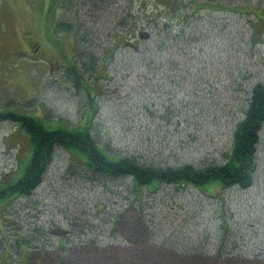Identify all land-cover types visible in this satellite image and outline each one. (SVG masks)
Returning a JSON list of instances; mask_svg holds the SVG:
<instances>
[{"label": "rangeland", "instance_id": "obj_1", "mask_svg": "<svg viewBox=\"0 0 264 264\" xmlns=\"http://www.w3.org/2000/svg\"><path fill=\"white\" fill-rule=\"evenodd\" d=\"M44 1L47 2L16 0L7 4L5 0H0V105L18 113H33L43 121L46 128L57 125L83 127L96 115L95 120H90V123L102 136L100 141H110L113 151L129 153L134 149H142L143 152L148 148L149 141L156 143L158 140L156 128L160 126V121L154 112L151 113V108L159 109L160 104L167 107L170 102L177 108L196 104L200 109L203 107L202 119L206 123L200 130L201 135L194 140L198 145L196 148L201 154L204 151L215 154L223 144H228L230 128L235 124L232 120L236 122L243 115L241 106L247 99L245 87L264 81V44L255 46L259 52L253 53L248 42L249 35L252 34L250 24L256 18L252 8L261 11L255 12L259 17L263 16L264 0L221 1L225 4L240 3L248 6L249 11L246 7L240 9L246 11L241 15L228 11L223 13L219 7L212 9L210 5H203L207 8L206 12L215 11H211L212 17L206 22L204 30H201L200 38L191 39L189 44L188 41H183L180 46L174 41H168L171 58L177 60L175 62L173 59L175 70L161 73L156 68L155 76L151 78V73L140 62L136 52H132L128 46L124 49L117 47L114 52L116 62L108 64L105 60L106 71L109 75L114 73L113 78L110 81L87 78L86 81L82 80L79 88L69 84L66 79L65 82H60L64 71L69 70L73 61L78 68H82V64L76 55V40L70 35L52 30L50 23L53 25V22L59 20L45 21L39 15L38 11ZM125 1L127 0H106V4L112 3L114 7L101 13L97 7H93L96 5L89 6L84 0H78V19L80 23L83 22L78 29L82 27L84 30L87 26L95 33L88 37V52L98 54L96 51L100 45L110 49L114 46L112 32L115 28V14ZM147 3L150 7L151 4L155 5L153 0H148ZM179 50H186L188 53L181 56ZM101 62L103 61L100 60L99 63ZM129 62L133 72L124 69ZM148 62H155L157 65L158 55L155 60ZM136 72L140 74L139 78H136ZM138 85L134 91L132 88ZM141 96L143 100H139ZM214 106L224 111L222 113L226 114V118L218 117V113L208 116ZM206 108L208 109L205 111ZM205 115L208 117H204ZM173 121L176 122V119ZM227 121L228 128L223 125ZM123 129L132 132L122 139L120 133ZM262 129L260 157L264 161V126ZM162 134L159 132V135ZM170 137L169 144L173 143ZM175 138L176 141L178 137ZM154 152L153 147L144 151L150 158ZM30 154L28 136L13 123L0 122V179H16L29 164ZM51 160L46 166L42 183L34 188L31 195L15 197L4 207L0 205V264H111L112 253L118 250L120 258H115L121 261L118 264H172L156 254H166L164 250L155 249V254L148 256L144 253L138 258L132 253L131 247L126 248L127 252L122 250L125 244L122 241L125 238L133 239L135 231L144 234L148 242L151 241L149 234L156 233L160 235L159 238H163L165 234L174 233L171 237L179 238V232L182 241L190 236L189 245L196 246L205 242L206 230H209L212 235L208 245L217 241L219 206L212 197L205 198L201 195L200 205L194 208L191 197L188 194L182 196L186 191L178 190L171 198L174 186H164L165 189L155 198L145 196L143 215L140 216L135 209L136 203H132L134 199H131L129 180L114 181L102 177L98 180L77 172L78 165H75L66 148L60 146L55 148ZM180 160L182 161L181 158ZM186 190L194 193L189 187ZM242 191H229L233 214L240 223L246 219L248 212H245L246 206L237 205L246 203L250 206L254 201L264 204L263 178L254 189ZM217 192L220 193L221 190ZM256 209L258 206L253 207L250 213ZM119 214L124 222L121 221V224H116L110 230L111 218ZM139 217H144L143 221L135 228L134 219ZM195 226L198 228L194 229ZM57 227L65 229L69 235L63 240L50 235ZM129 227L135 230L131 232ZM32 229L45 233L36 244H48L49 251L46 254L34 255L35 248L31 247L33 241H27L24 247L19 248L22 241L32 237ZM259 232V236L263 238L261 230ZM16 238L18 243L15 245ZM90 242L100 245H88ZM194 260L193 258L192 261ZM211 261L215 264L223 263V260H214L213 257ZM194 263L203 264L197 261ZM236 263L243 264V261L238 260ZM255 264H264V260L256 261Z\"/></svg>", "mask_w": 264, "mask_h": 264}, {"label": "trees", "instance_id": "obj_2", "mask_svg": "<svg viewBox=\"0 0 264 264\" xmlns=\"http://www.w3.org/2000/svg\"><path fill=\"white\" fill-rule=\"evenodd\" d=\"M15 1L5 0V3L12 4ZM153 1L155 5L151 4V7L147 5L148 0L125 1L124 5L119 7L120 11L117 10L115 14V28L112 32L115 39L114 46L110 49L100 45L96 51L98 54L88 52L86 46V43L89 42L88 37L90 38L95 33L87 26H85L86 30H82V27L78 29L80 25H83V22L80 23L78 19L80 17L77 8L79 5L78 0L44 1L41 10L38 11L39 15L45 21L59 20L53 22V25L50 23L52 30L70 35L73 40H76L75 51L82 64V68H78L77 63L73 61L69 66V70L66 69L64 72V77L60 82H65L66 79L69 84H74V86L79 88L82 80L86 81L87 78L94 77L98 80L110 81L114 73L109 75L106 71L107 63L105 60L108 64L116 62L114 58L116 48L124 49L125 46H128L132 52H136L139 55L140 62L145 64L144 67L151 73V78H154L157 71L156 68L161 73L175 70L174 58H171L172 52L169 45L171 41L180 46L183 41H188L189 44L191 39L200 38L201 30H204L206 22L212 17L213 13L211 11H215L209 10L206 12L207 8L203 7V5H210L212 9L219 7L221 12L228 11L240 15L246 12L240 11L241 8L246 7L247 11H249V7L246 5H240V3L225 4L221 2L223 0ZM84 2L89 6L96 5L93 7H97L99 11H102L101 13L108 12L114 7L112 3L106 4V0H84ZM19 7L23 8V6ZM38 8L40 9V4ZM252 11H254L253 14L256 18L254 23L250 24L252 34L249 35L248 42L251 44L252 52L254 53L259 52V50L255 49V46L264 44V12L263 16L259 17L255 12L259 13L261 11L254 8H252ZM189 18L190 21L188 20ZM97 20L99 21V19ZM192 33H197V35ZM178 52L181 56L188 53L186 50H179ZM96 55H99V57ZM157 55L159 59L157 65H155V62H148L149 60H155ZM100 60L103 62L99 63ZM174 61L176 62L177 60L174 59ZM130 63L126 64L124 69L128 72H133ZM161 64H163V67H161ZM103 68H105V71H103ZM85 73H88V75L85 76ZM136 73V78H139L140 74ZM160 78L163 79V77ZM138 87L139 85L132 89L135 91ZM245 91L247 92V99L241 106L243 115L236 122L232 120V123L234 122L235 124L233 123L234 126L230 128L231 132L227 138L229 142L228 144H223L215 154L207 151L201 154V152H198L196 148L198 145L194 141L198 138L201 128L204 125L206 126L202 119L203 107L200 109L196 104H191L189 106L181 105V107L177 108L171 102L167 107L160 104L159 109L150 107L153 110L151 113L154 112V115L160 121L158 122L160 126L156 128V133L158 134L157 142L149 141L148 148L144 149L145 151L152 147L154 148L155 152L154 155L151 154V158L146 156L144 151H141L142 149L137 151L134 149L129 153L119 152V150L113 151L110 141H100L102 136L90 123V120H95L96 115L83 127L74 126V128H71L57 125L52 128H46L43 121L34 116L33 113H18L13 111V109H5L0 105V122H11L15 124L17 129L23 131L28 136L31 150L29 164L16 179H0V205L4 207L8 201L13 200L15 197L31 195L34 188L42 183L46 166L52 161L55 148L60 146L66 148L75 165H78L77 172H82L86 176L89 175L97 179L102 177L114 181H119L120 179L129 180L131 199L135 201H132V203H136L135 209L140 216L143 215L142 208L145 205V196L150 199L155 198L158 193L165 189L164 186L168 188L174 186L171 198L177 194L178 190L186 191L182 196L188 194V197L192 199L194 208L200 205L202 196L216 199L215 201L219 206V208L217 207L218 221H220L216 230V242L208 245V242H210L209 238L212 235L209 230H206L205 242L198 243L196 246L189 245L190 236H187L184 238L186 240L182 241L178 231L177 235L179 238H172L171 236L174 233L161 235L163 238H159L160 235L158 236L156 233L154 235L149 234L151 243L148 242L144 234L141 235L138 231H135L133 239L125 238L122 241L125 242L122 246V250L125 252H127V247H131L133 249L132 253H135L138 258L144 253L148 256L151 253L155 254L153 252L155 249L164 250L166 254H160V252H156V254L163 256L165 260L172 264H195L194 261L203 262V264H209V262L210 264H215L211 261V257L214 260H223L222 264H237V260L243 261V264H255L256 261L263 262L264 204H258L254 201L250 206L246 205V203L237 205V207L246 206L247 210L245 212H248L245 215L246 219H243L242 223H240L233 214L230 202L231 196L229 195L230 190L248 191L249 189H254L261 177L264 180V161L260 157V135L263 130L262 126H264V81L257 82L249 88L245 87ZM139 100H143L142 96ZM222 112L225 113L214 106L213 111L208 112V116L217 115L218 113L220 115L218 117L225 116L226 118V114L224 115ZM208 116L205 115L204 117ZM174 119H176V122L173 121ZM227 123L229 122L227 121L223 125L228 128L229 124ZM130 132L132 131L129 129H123L120 133L121 138L128 137ZM159 132L163 133L162 136L159 135ZM133 135L136 134L133 132ZM169 137L171 142H173L171 144L168 143ZM175 137H178L176 141ZM174 141L176 142L175 145ZM211 144L214 145V143ZM197 153L199 154L196 155ZM184 155L187 157H183ZM188 187L194 193L187 191L186 188ZM219 190H221L220 193L217 192ZM255 206H258V209L250 213V210ZM120 216L119 214L111 218L110 230L116 224H121L123 220H121L122 217L120 218ZM143 218L134 219L135 228L139 227L138 223L142 222ZM235 226L239 229H236ZM125 227L126 224L124 223ZM197 228L198 226L194 227V229ZM130 229L131 232L135 230L133 227ZM260 230L263 238L259 236ZM44 234L42 230L32 229V234L30 235L32 237L22 241V244L19 243L20 247H18H24L25 242L33 241L34 244L31 242V247L35 248L33 250L34 255L46 254L45 252L49 251L48 244H43V242L40 246L36 244L39 239L42 240ZM50 235L63 240L69 234L65 231L63 236L54 235L52 232H50ZM127 239L129 240L126 241ZM259 241L260 243H257ZM79 242L82 243L84 241L79 240ZM16 243H18L17 238L15 239V245ZM87 244L97 245L98 243L90 242ZM111 244L115 245L113 242ZM112 254L110 263H120L121 261H118L120 258L119 250L114 251ZM188 257L191 260H188ZM193 258L195 259L194 261H192ZM123 260L125 261V259Z\"/></svg>", "mask_w": 264, "mask_h": 264}, {"label": "bare ground", "instance_id": "obj_3", "mask_svg": "<svg viewBox=\"0 0 264 264\" xmlns=\"http://www.w3.org/2000/svg\"><path fill=\"white\" fill-rule=\"evenodd\" d=\"M129 1V0H128ZM124 5V4H123ZM119 9V8H118ZM234 77V76H233ZM232 78V77H231ZM233 79V78H232ZM222 80V79H221ZM232 82V81H231ZM218 83V82H217ZM208 84V83H207ZM213 84V83H212ZM232 84V83H231ZM211 86V85H210ZM217 86V85H216ZM229 86V85H228ZM209 87V86H208ZM213 87H215V86H213ZM206 88V87H205ZM226 88V87H225ZM201 89V88H200ZM217 89V88H216ZM209 90V89H208ZM208 90H206V91H208ZM219 90V89H218ZM164 106V105H163ZM262 128H263V126H262ZM261 129V128H260ZM242 196V195H241ZM219 220V219H218ZM245 222H247V221H245ZM232 229V228H231ZM223 236V235H222ZM256 245V244H255ZM252 255V254H251ZM238 261V260H237Z\"/></svg>", "mask_w": 264, "mask_h": 264}, {"label": "water", "instance_id": "obj_4", "mask_svg": "<svg viewBox=\"0 0 264 264\" xmlns=\"http://www.w3.org/2000/svg\"><path fill=\"white\" fill-rule=\"evenodd\" d=\"M57 232H58V233H60V234H62V232H59L58 230H57V231H55V233H57Z\"/></svg>", "mask_w": 264, "mask_h": 264}]
</instances>
